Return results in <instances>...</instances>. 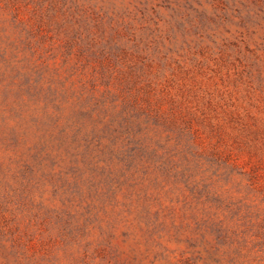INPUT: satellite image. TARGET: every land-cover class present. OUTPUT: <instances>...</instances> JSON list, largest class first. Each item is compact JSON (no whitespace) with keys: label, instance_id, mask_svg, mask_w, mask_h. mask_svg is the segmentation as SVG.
<instances>
[{"label":"rangeland","instance_id":"1","mask_svg":"<svg viewBox=\"0 0 264 264\" xmlns=\"http://www.w3.org/2000/svg\"><path fill=\"white\" fill-rule=\"evenodd\" d=\"M131 75L151 145L186 176L151 167L148 203L122 191L85 217L38 170L32 199L72 227L7 202L74 93L119 94ZM0 169V264H264V0H0Z\"/></svg>","mask_w":264,"mask_h":264},{"label":"trees","instance_id":"2","mask_svg":"<svg viewBox=\"0 0 264 264\" xmlns=\"http://www.w3.org/2000/svg\"><path fill=\"white\" fill-rule=\"evenodd\" d=\"M138 81L134 75L122 81L119 94L107 92L98 97L84 91L74 93L73 110L66 123L60 125V118L56 120L59 131L55 143L40 141L29 149L30 158L21 163L22 186L14 190L15 194L9 191L6 201L13 202L20 196L33 217L72 227L76 216L69 208L60 213L44 210L32 199L33 183L40 185L38 170L44 171L55 194L67 197L69 205L85 202V217L92 211L91 198L112 201L122 191L148 203L145 183L159 184L149 172L151 167L161 168L167 179L172 175L186 176V171L178 172L180 166L173 161L177 154L166 149L157 156L160 150L151 145L147 124L153 112L134 94ZM63 90L53 84L46 89L50 103L58 111L66 95ZM143 213L149 218L148 224L153 225L149 209L144 207Z\"/></svg>","mask_w":264,"mask_h":264}]
</instances>
